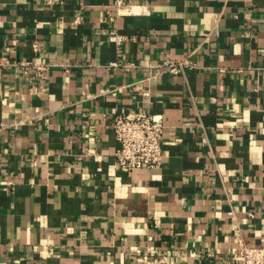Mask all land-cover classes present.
I'll return each mask as SVG.
<instances>
[{"label": "crops", "instance_id": "crops-1", "mask_svg": "<svg viewBox=\"0 0 264 264\" xmlns=\"http://www.w3.org/2000/svg\"><path fill=\"white\" fill-rule=\"evenodd\" d=\"M113 1L0 0V264H234L264 246V0ZM141 109L164 157L130 171Z\"/></svg>", "mask_w": 264, "mask_h": 264}, {"label": "built area", "instance_id": "built-area-1", "mask_svg": "<svg viewBox=\"0 0 264 264\" xmlns=\"http://www.w3.org/2000/svg\"><path fill=\"white\" fill-rule=\"evenodd\" d=\"M113 5L119 13L124 6V0H114ZM114 39L118 44H121L125 37L115 34ZM33 46L35 50L39 48L38 43H34ZM6 49L10 50L9 47ZM21 64L27 66L25 71L28 72L31 62H21ZM12 65L13 63L7 59L0 62V66L7 68ZM197 66V63L192 59L173 60L167 58L155 64V67L163 71L176 74ZM37 67L42 69L40 66ZM113 130L120 143L115 154L118 167L133 171L139 168H154L162 164L165 130L162 115L153 114L146 109L119 114L113 122ZM238 246L234 264H264V246H251L243 238H238Z\"/></svg>", "mask_w": 264, "mask_h": 264}]
</instances>
